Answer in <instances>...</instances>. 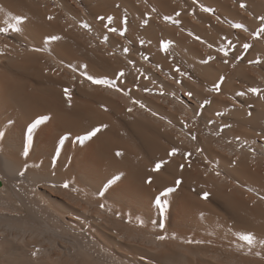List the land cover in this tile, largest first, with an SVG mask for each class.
<instances>
[{
    "label": "bare ground",
    "instance_id": "6f19581e",
    "mask_svg": "<svg viewBox=\"0 0 264 264\" xmlns=\"http://www.w3.org/2000/svg\"><path fill=\"white\" fill-rule=\"evenodd\" d=\"M243 2L0 0V28H8L0 32V264H264V99L248 92L264 90V35H251L264 0ZM17 15L28 17L19 31L11 27ZM169 15L180 24L165 21ZM98 16H112L110 27H127L125 35L108 32ZM162 41H172L167 52ZM229 41L235 48L225 57L218 49ZM244 43L252 45L246 52ZM209 55L215 59L203 63ZM221 76V91H207ZM40 116L48 119L26 157L27 128ZM101 124L108 127L77 139ZM224 124L231 127L214 135ZM172 147L180 149L174 157ZM167 187L175 190L161 215L155 198ZM247 232L251 245L241 239Z\"/></svg>",
    "mask_w": 264,
    "mask_h": 264
},
{
    "label": "snow or ice",
    "instance_id": "6c2138e0",
    "mask_svg": "<svg viewBox=\"0 0 264 264\" xmlns=\"http://www.w3.org/2000/svg\"><path fill=\"white\" fill-rule=\"evenodd\" d=\"M196 2H197V0H193V3H196ZM239 6H240L241 9L246 8V4L243 2V0H240V4H239ZM199 7H200L201 11H203V12L212 13V12L214 11L212 8H210V7H206V6H204L203 4H200ZM155 11H156V9H155V8H152V12H155ZM194 11H195V10L193 9V13H194ZM145 15H149V14H148V13H145ZM175 15H176L177 17H179L180 13L177 12ZM27 19H28L27 16H24V15H17V16L14 17V20L16 21V24L12 25L11 27L15 28L16 31H19V30H20V22H21V21H24V20H27ZM47 19H48V20H53V19H55V17H53V16H48ZM97 19L100 20L101 22H103L105 19H107V23L104 24V27L107 28L108 32H112V33H117V32H118V34H119L120 36H124V35H125V32L127 31V27L119 28V29L116 28V27H110V25L112 24L113 19H114L112 16H107V17H105V16H98ZM217 19H219V17H217ZM257 19L260 21V24H259V27L251 33V35L253 36V38H259L261 35H264V15H261V16L257 17ZM164 20H165V21H170L171 23H173V24H175V25H179V24H180V20H179V19H174L173 16H170V15H169V16H165V17H164ZM123 23H124L125 25L127 24V17H126V16L124 17V21H123ZM143 23H144V24H147V23H148V20H144ZM82 26H83L84 28H89V25H88L87 23H84ZM232 27L237 28V29H243L244 31H247V29L245 28V25L242 24V23H236V24H233ZM182 30H183V29H182ZM7 31H8V28H7V27H6V28H0V32H7ZM188 34H189L190 36L194 35L192 32H189ZM194 38H195L196 40H198V41H201V43H204V41L201 40V37H199V36H194ZM48 39H49V40H52V41H58V40L62 39V37H60V36H58V35H50V36L48 37ZM105 40H107V37H105ZM141 43H144V41H141ZM171 43H172V41H162L160 47H161V49H162L163 51L167 52V51H168V48H169L170 45H171ZM208 47L211 48V47H212V44H208ZM229 47L235 48V45H234L231 41H229L227 45L222 46V47H221L220 49H218V50L221 51V52H223L224 56L227 57V55H228V50H227V49H228ZM251 47H252V45H250V44H248V43H244V44L242 45L243 51H245V52H246L248 49H250ZM124 51L127 52V51H129V49H128V48H125ZM142 58L145 59V60L148 59L147 56H142ZM241 58H242V57L239 56V55H237V56L235 57V59H237V60H239V59H241ZM214 59H215L214 56L209 55V56L207 57V60H204V61H202V62H203V63H208L209 61H212V60H214ZM258 62H259V60H256V61H249V63H258ZM129 63H131V61H130ZM224 63L227 64V63H228V60L225 59V60H224ZM84 67L87 68V65H85ZM137 71H139V70H137ZM175 72H176V73H179L180 76L187 77V79H189V80L192 79V77H191L188 73L181 71V69H180L179 67H176V68H175ZM81 75L85 76L86 79H87L88 81H90L92 84H95V85H107V86H109V87H115V81H114V80H110V79H108V78H97V77H94L93 75H89L87 72H83V73H81ZM124 75H125L124 71L121 70V71H119V73L117 74V78H122V77H124ZM145 78H147V77H145ZM73 79H75V77H73ZM224 79H225V77L221 76V77L219 78L220 83H215V84L212 85L211 88H208V89H206V90H207V91H210V92H216V93H219V92L221 91V83L223 82ZM81 82H83V81H81ZM175 82H176L177 84H180V83H181V81L178 80V79H177ZM137 87H138V86H137ZM116 91H117V92H120V91H123V89H121V88H116ZM143 91H145V92H151V91H153V90L150 89V88L145 87V88L143 89ZM248 92H251V93L257 94L261 99H264V90H262L261 88H258V87H252V88H249V89H248ZM159 94H160L161 96H163V95H164V90H163V89H159ZM244 94H245V93H243V92H238V93H236V96L238 97V96H242V95H244ZM64 95L67 96V97L69 98V103H71V92H70V90H69L68 88H65V89H64ZM124 95L127 96V95H128V92H124ZM186 95H187L188 97H192V96H193V93H192L191 91H189V92L186 93ZM229 99H233V100H235V97H229ZM132 103H134V104H135V103H139V101L133 100ZM208 103H210V101L207 100V99H205L204 102H203V104L200 105V107L203 108V107H204L206 104H208ZM101 107L104 108L105 111H107V108H106L104 105H101ZM140 107L143 108V107H145V105H144L143 103H140ZM127 111L131 112V111H133V109H132L131 107H129V108L127 109ZM154 114H155V113H154ZM216 115H217V116H220V115H223V113L218 112V113H216ZM248 115L250 116V115H251V112H249ZM47 119H48L47 116H40L39 118H37L36 120H34V122H32V123L28 126V128H27V145L25 146V148H24V150H23V153H22L24 156L27 157V156L29 155V148L31 147V145H32V141H33V131L37 128L38 125H40L43 121H45V120H47ZM107 127H108L107 124H101V125H99V126L93 127L90 131H87L83 136H78L77 139H78L81 143H83V141H85V140H89L90 138L96 136L97 133H99V132L101 131L102 128H107ZM229 127H231V126L228 125V124H224V125H222V126L220 127L219 131L215 132L214 135H217V136H218V135L220 134V132H222L225 128H229ZM3 135H4V133H0V136H3ZM258 135H262V138H264V134H260V133H258ZM63 139H64V138H61V141H60L61 144L63 143ZM192 139L195 140L196 137L193 136ZM236 139L239 140V137H237ZM229 143H230V141H229ZM241 147H243V145H241ZM249 151L253 154V156H255V149H253V148H249ZM179 152H180V149H179V148H177V147H172V148L170 149L168 155H169L170 157H174V156H176L177 153H179ZM196 152H197V153L201 152V149H200V148H197V149H196ZM58 154H59V153L57 152V155H58ZM116 155H117V156H121V155H123V153L120 152V151H117V152H116ZM186 155H187V156H191L192 153L189 152V153H186ZM165 163H166V162H165L164 160L157 161V162L155 163L154 168L152 169V171H154V172H159V171L161 170L162 166H163ZM232 163L235 164L236 161L233 160ZM53 164H55V161H54V160H53ZM179 166H180V168H182V169L185 167L184 164H180ZM189 166H190V164H189ZM23 167H24L25 170H27L28 165L25 163V165H24ZM205 174L207 175V173H205ZM19 175H20V176L25 175V171H21V172L19 173ZM216 175L219 176V175H220V172L217 171V172H216ZM0 179H3V178L0 177ZM118 179H119V176H113L111 179H109V180L107 181V183L104 185V188L107 190V189H108L112 184H114ZM147 183H149V184L152 183V177H151V176L148 177ZM181 183H182V181H181L180 179H177V180L175 181V185H176V187H178ZM62 187H64V188H68V187H69V183H68V181H65V182L63 183ZM174 190H175V189H174L173 187H167V188H165V189H164V190H163V191H162V192H161V193L155 198V203H156L157 207L159 208V211H160L161 215H164V214L166 213V211H167V204H168V201H167L166 199H163V198L166 197L169 193L173 192ZM249 191H251V189H249ZM101 195H103V193H101ZM209 195H210V194H209L208 192H204V193L202 194V199L207 200V199L209 198ZM260 199H261V200H264V196H261ZM100 207L103 208L104 205L101 204ZM160 227H162V228L164 227L163 223L160 224ZM157 239L163 240V239H165V237H164V236H159V237H157ZM241 239L244 240V241H246L249 245H251V244H253V243L255 242L256 237L254 236V234H253L252 232H247L246 234H241ZM260 243L264 244V240H261ZM33 255H36V252H33Z\"/></svg>",
    "mask_w": 264,
    "mask_h": 264
},
{
    "label": "rangeland",
    "instance_id": "374dc122",
    "mask_svg": "<svg viewBox=\"0 0 264 264\" xmlns=\"http://www.w3.org/2000/svg\"><path fill=\"white\" fill-rule=\"evenodd\" d=\"M0 184H2V183H0Z\"/></svg>",
    "mask_w": 264,
    "mask_h": 264
}]
</instances>
